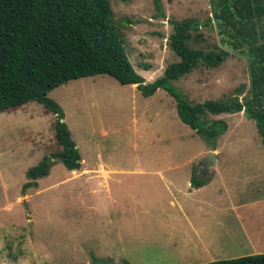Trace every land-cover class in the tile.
Returning a JSON list of instances; mask_svg holds the SVG:
<instances>
[{
  "label": "rangeland",
  "instance_id": "1",
  "mask_svg": "<svg viewBox=\"0 0 264 264\" xmlns=\"http://www.w3.org/2000/svg\"><path fill=\"white\" fill-rule=\"evenodd\" d=\"M105 2L107 28L145 82L178 60L167 47L171 23L210 19L187 30L184 42L197 56L227 55L213 66L199 59L171 85L190 103L240 102L251 93L246 56L254 51L263 56L264 14L250 19L248 9L253 12L260 0H241L243 16L251 23L245 29L242 22L231 23L238 35L235 46L221 40L222 24L211 19L208 0ZM47 96L61 108L83 159L81 167L90 166L91 173L69 171L53 160L35 187L22 190L26 169L60 149L54 114L34 101L1 111L0 264H197L264 253V186L252 187L250 197L246 175H237L232 177L235 190L224 192L228 167L244 168L255 157L264 159L263 140L242 112L207 115L208 122L221 119L226 124L214 141L218 148L211 149L178 119L172 97L162 89L145 97L134 84L120 85L99 74L68 80ZM210 150L219 160L236 157L244 162H219L213 169L214 185L220 189L214 197L207 192L198 203L183 201L189 192L183 176L197 170ZM97 161L108 171L105 176L95 174ZM166 173L176 176L178 186L171 195L158 178ZM216 196L217 210L205 202ZM240 201L245 207L228 209ZM180 203L188 207V221L181 216Z\"/></svg>",
  "mask_w": 264,
  "mask_h": 264
},
{
  "label": "trees",
  "instance_id": "2",
  "mask_svg": "<svg viewBox=\"0 0 264 264\" xmlns=\"http://www.w3.org/2000/svg\"><path fill=\"white\" fill-rule=\"evenodd\" d=\"M208 2L211 19L222 24L221 40L235 46L238 35L231 23L236 21L234 25L238 26L237 23L242 22V29L251 23L243 16L246 12L242 11L241 0ZM260 2L253 12L249 7L250 19L264 14V0ZM108 16L105 0H0V112L29 101L41 104L54 114V139L60 146L58 151L42 156L36 165L26 169L27 181L22 184V190L35 187L36 179L47 175L53 160L69 171L79 168V153L63 121L62 110L47 93L68 80L99 74L110 76L120 85L134 84L145 97L157 89L164 90L172 97L179 120L211 149L215 138L226 130V124L221 119L208 122L207 115L242 112L253 121L263 140L264 151V51L263 56L255 51L246 56L251 93L242 101L234 98L190 103L171 81L187 73L199 59L213 66L227 55V52H219L197 56L184 42L187 30H195L210 19L201 23L189 20L171 23L167 47L178 60L168 64L160 76L145 82L129 63L121 41L110 34L106 24ZM254 90L257 94H253ZM207 179L195 180L193 176L192 182L198 187ZM119 264L129 263L121 261ZM197 264H264V253Z\"/></svg>",
  "mask_w": 264,
  "mask_h": 264
},
{
  "label": "crops",
  "instance_id": "3",
  "mask_svg": "<svg viewBox=\"0 0 264 264\" xmlns=\"http://www.w3.org/2000/svg\"><path fill=\"white\" fill-rule=\"evenodd\" d=\"M214 146H215L214 148H218L217 146H219V145H217V144L214 143ZM217 156H218V154H216V155L214 154L215 162L210 167V169H209L208 172L201 173L200 168H201V164L203 162V161H201V162H199V164L197 166H195V168H197V170L194 169V171L192 173L189 172L188 175L185 174V176H183V178H182L183 179V184H185V186L189 190V192H185L184 193V200L183 201L191 200V199H196V203H198L200 197L205 196L207 194V192H210L211 195H212V197H214V192L216 194V192L219 189V187L216 186V185H214L215 177H213V169L218 165L219 162H222V163L226 162V160L224 158H223V160H219V158ZM96 158H99L100 160L103 159L99 155H96ZM231 159L232 160L228 159L227 162H229V163H236V164H237V162H244V161H240V160L237 161L238 158H236V157L235 158H231ZM82 161H83V159L80 158L79 168L78 169H75V170H71V171H73V172L79 171L80 172V169H81V171L84 170L83 171V172H85L84 174H90L91 173L90 172L91 170L88 169V168H90V166L87 165V166L81 167ZM246 162H248V161H246ZM228 168H229V171L232 174V176L230 174L229 177L227 178V185L224 186V187H226V190H224L225 193H227L229 191L232 192V191L235 190L236 183L234 181V178H232V177H235L237 175L238 176L239 175H246V180H247V185H248V187L247 186L246 187L248 189V194L249 195L252 192V187H254L255 185H258V184L261 185L262 184L264 186V182H263L264 181L263 180V176H264V159L261 160V158L255 157L253 159V161L251 162V165L250 166H247V167H244L243 168V167H239V165H237V166H230ZM262 169H263V174H262ZM93 170H95L94 171L95 174L101 173V174H103V176H105V174L108 172L105 169V167H102V165L99 163V161L96 162L95 167H94ZM80 173H82V172H80ZM192 174H193L195 180H200V179H203V178H208V179L201 186L195 187L193 185V182H192V179H193L192 178L193 176L191 177ZM174 177H176V176L173 175V174H171V173H169V174L166 173L163 177L161 176V174H160V176H158V178L162 180V183L164 184L165 189L167 190V192L170 195H171V188L172 187L177 188V186H178L176 184V182H175ZM229 180H231V181L229 182ZM228 184H229V186H228ZM219 186L222 189L223 184L222 185L220 184ZM250 197H252V196L250 195ZM206 200L207 201H205V202H209V204H211V203L213 204V201H217V196L215 198H212V200H210V199H206ZM262 201H264V200H262ZM168 202H169L170 205H172L173 204L172 198L169 199ZM248 203H256V201L253 199V201H250L249 200ZM213 205H214V207H213L214 209H216V210L219 209V206L218 205L217 206H216V204H213ZM244 205L245 204L240 201L239 204L232 203L230 206H227V207H230V208H228L229 210H232V211H236L237 212V209L242 208V207H245ZM187 208L188 207L183 206V203L178 204V209H179V211L181 213V216L186 221H188V215H187L186 212L189 211ZM205 252H207V254H209V252L207 250ZM212 260H210V261H212Z\"/></svg>",
  "mask_w": 264,
  "mask_h": 264
},
{
  "label": "water",
  "instance_id": "4",
  "mask_svg": "<svg viewBox=\"0 0 264 264\" xmlns=\"http://www.w3.org/2000/svg\"><path fill=\"white\" fill-rule=\"evenodd\" d=\"M214 152L212 150L208 151L205 155V159L201 164L200 171L201 173H206L209 171L210 167L214 164Z\"/></svg>",
  "mask_w": 264,
  "mask_h": 264
}]
</instances>
